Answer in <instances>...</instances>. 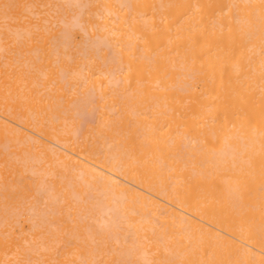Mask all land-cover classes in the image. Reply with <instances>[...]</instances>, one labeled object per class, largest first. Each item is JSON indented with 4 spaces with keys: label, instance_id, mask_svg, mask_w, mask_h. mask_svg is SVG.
Listing matches in <instances>:
<instances>
[{
    "label": "bare ground",
    "instance_id": "bare-ground-1",
    "mask_svg": "<svg viewBox=\"0 0 264 264\" xmlns=\"http://www.w3.org/2000/svg\"><path fill=\"white\" fill-rule=\"evenodd\" d=\"M0 1V264H264V0Z\"/></svg>",
    "mask_w": 264,
    "mask_h": 264
},
{
    "label": "rangeland",
    "instance_id": "rangeland-1",
    "mask_svg": "<svg viewBox=\"0 0 264 264\" xmlns=\"http://www.w3.org/2000/svg\"><path fill=\"white\" fill-rule=\"evenodd\" d=\"M16 1H17V2H16ZM16 1H15V0H10V3L13 5V6H11V8L17 6V7H16V10H17V8H19V7H20L19 9H22V8H21L22 6H20V5H23L24 7H23V10H21V11H26V5L28 6V4H26L27 0H16ZM22 1L24 2V4H22V3H23ZM0 2H1V1H0ZM19 2H20V4H19ZM21 2H22V3H21ZM57 2H58V1H57ZM57 2H55V3H57ZM27 3H28V2H27ZM11 4H10V5H11ZM14 5H15V6H14ZM18 5H19V6H18ZM46 6H47V5H46ZM53 6H54V5H53ZM53 6H52V8H53ZM58 6H59V5H58ZM65 6H66V5H65ZM65 6H64V8L66 9L67 12H70V11H71V13H72V12H73V13L75 12V14H76L77 9H76L75 6H74V7H75L74 10L76 9V11L73 10L72 5H71V6L68 5V6L70 7V9H71V7H72V9H71L70 11H68L67 9H69V8H68V7H65ZM50 7H51V6H50ZM60 7H61V6H60ZM60 7H58L59 10L62 9V7H61V8H60ZM24 8H25V9H24ZM27 8H28V7H27ZM40 8H41V6H40ZM56 8H57V7H56ZM14 9H15V8H12L13 12H14ZM19 9H18V10H19ZM44 9H45V8H43V10H44ZM46 9H47V7H46ZM46 9H45V10H46ZM58 9H55V10L58 11ZM18 10H17V12H18ZM51 10H52V9H51ZM53 10H54V9H53ZM55 10H54V11H55ZM72 10H73V11H72ZM19 11H20V10H19ZM15 12H16V11H15ZM50 12H51V11H50ZM59 12H60V11H59ZM53 13H54V12H53ZM61 13H63V12H61ZM61 13H60V14H61ZM71 13L69 14L70 18H71V16H73L72 18H75V17H74V14L72 13L73 15H71ZM12 14H13V13H12ZM20 14H22V15H21V18H22V16H25V15H24V12H23V13H20ZM20 14H19V17H20ZM48 14H49V13H48ZM56 14H57V17H58V16H59L58 13H56ZM56 14H55V15H56ZM16 15H17V14H16ZM61 15H62V14H61ZM67 15H68V13H67ZM13 16H14V14H13V15L10 14V17H12L13 19L16 20L17 17H15V16L13 17ZM51 16H52V13H51ZM52 17H53V16H52ZM66 17H67V16H66ZM13 19H12V20H13ZM53 19L55 20V17H53ZM57 19H58V18H57ZM66 19H67V18H66ZM68 19H69V18H68ZM0 20H1V19H0ZM9 20H11V18H10ZM22 20H23V21H22ZM25 20H26L25 17H23V18L20 20V21H21V23H20V24H21V28H20V26H19V31H18V28H17V30H16L17 32L15 31V29H16L15 25L17 24L18 21H15V23L12 22V21L9 22V24H10L11 26L15 27V29H14L13 27H11L10 25H8L9 28H11L10 30H11V31L13 30L11 33L16 32V33H13V34H19V36H18V35H14V36H16V38L18 37L20 40H19V39H16L13 35H10V32H9V28H8V26H7V28H5V30H7V32H6L5 30H3V29H0L1 33H3V31H5V32H4V35H3L4 38H3V39L0 38V39H2V41L0 42V46H1V43H2V46L4 45V47L1 48V50H5V55L8 56V57H6L5 55L3 56V54H4L3 52H4V51H2V52H1V53H2V57H5V58H4L5 60H4V59L1 57V53H0V57L4 60V61H1L2 59H0V64L2 65L1 62H3V63L5 64V65H3V67H2V69L4 68V70H7L8 68H10V69H13V70H16V69H17L18 71H20L19 69H21V67H22V69L24 68L23 65L25 64V63H24V60H26V54H25V53H26V51H25L26 49L23 50V47L26 48V46H25V45H26V41L24 42V40H25L26 37H25V34H24V33L22 34V32L25 30V28H24V26H25V25H24V24H25V23H24ZM58 20H59V19H58ZM58 20H56V21H58ZM69 20H71V19H69ZM11 22L14 23V25H12ZM71 22H72V24L74 25V23H73L74 21L72 20ZM3 23H4V21H3ZM6 23H8V22L6 21ZM22 23H24V24H22ZM58 23H59V21H58ZM58 23L56 24V28H59V29H60L61 25H58ZM0 24H2V21L0 22ZM62 25H63V24H62ZM70 25H71V24H70ZM57 26H58V27H57ZM63 26H64V25H63ZM67 26H68V25H67ZM71 26H72V25H71ZM78 26H79V25H78ZM1 27L4 28V25H3V26L1 25L0 28H1ZM5 27H6V25H5ZM54 27H55V26H54ZM69 27H70V26H69ZM73 27L76 28V26H73ZM79 27H80V26H79ZM62 28H63V27H61V34H60V33H59V34L62 36L61 39L63 38V39H65V41H67V39H69V37H70V33H71V37H72L73 35L75 36V37L73 36V40H74L75 38H77V40L80 41V40L82 39V37L84 36V35L82 34V32H79V31H82V30H81V27L79 28V31H78V29H77V30H76L77 32H75L74 34H73L72 32H70V31H72V30H70V29L68 30V28H67V30H68L69 32H67L68 34H66L65 32H66L67 30L64 28L63 30H64L65 32H63V31H62ZM72 29H73V28H72ZM22 30H23V31H22ZM74 30H75V29H74ZM18 32H19V33H18ZM62 32H63V33H62ZM73 32H74V31H73ZM78 32H79L80 34H79ZM1 33H0V34H1ZM5 33H6V34L8 33V35H5ZM20 33H21V34H20ZM64 33H65V36L68 37V38L66 37L67 39L64 38V36H63ZM59 34H58V35H59ZM9 35H10L9 39H10V40L12 39L11 42H10V40L7 41V39H5V38H8V37H6V36H9ZM23 35H24V36H23ZM76 35H77V36H76ZM3 36H2V34H1L0 37H3ZM12 36H13V37H12ZM80 36H81V39H80ZM85 37H86V36H84V38H85ZM14 38H15L16 40H15ZM22 38H23V39H22ZM87 38H88V36L84 39L86 43H87ZM63 39H62V42L64 41ZM70 39H71V38H70ZM4 40H5V41H4ZM6 41H7V42H6ZM17 41H19V43H18ZM20 41L24 42V45H23L22 47L20 46V45H21V42H20ZM88 41H89V40H88ZM13 42H14V43H13ZM71 42L73 43L72 39H71V41L69 40V41L67 42L68 45H69V43H71ZM80 42H81V44L83 43V41H80ZM80 42H77L76 45L78 46V43H80ZM7 43H8L9 45H7ZM17 43H18V44H17ZM67 43L65 44V46H67ZM74 43H76V42H74ZM74 43H73V44H74ZM22 44H23V43H22ZM63 44H64V43H63ZM81 44H80L81 48H82V46L84 47L85 44H84V45H81ZM87 44H88V43H87ZM10 45H11V47H10ZM14 45H17V46L14 47ZM88 45H89V44H88ZM5 46H6V48H5ZM18 46H19V47H18ZM69 46L72 47V44H70ZM77 46H74V47H72V48L74 49V48H76ZM8 47H9V48H8ZM71 47H68V46L66 47V49H69V48H70V49H69V51H71L70 54H69V51H68V50H65V51H66V53H67L68 55L71 56V57H70V56L67 55V56L71 59V61H72V51H73V53L75 54L73 58L76 59V55H77V53H75V52H78L79 49H78V51H74L75 49H74V50H73V49L71 50ZM85 47H88V46H85ZM4 48H5V49H4ZM11 48L14 49V50H13L14 52L12 51ZM15 48H19V49H17V51H19V50L22 48L21 51H19V52H20V55H23V57L20 56V55H18L19 58L17 57V52H16V49H15ZM78 48H79V47H78ZM6 49H7V50H6ZM8 49H9V50H8ZM83 50H84V49H81V53L78 52V54L82 55ZM8 51H9V53L11 52V54H8ZM6 52H7V54H6ZM12 52H13V53H12ZM107 52H108V51H107ZM21 53H23V54H21ZM108 53H109V55H110L111 52H108ZM15 54H16V55H15ZM18 54H19V53H18ZM10 55H11V56H10ZM111 55H112V54H111ZM111 55H110V56H111ZM12 57H14V59H13ZM24 57H25V58H24ZM8 58H10V59H8ZM77 58H78V59H79V58H82V56L77 55ZM12 59H13V60H12ZM17 59H19V60H20L19 63L21 62L23 65H20V64H19V65H20V66H19L18 63H16V62H18ZM22 59H24L23 62L21 61ZM67 59H68V58H67ZM6 60H7V63H8L10 60H12L11 62H9V64H7L8 66L10 65V67H8V66L6 65ZM15 60H16V61H15ZM81 60H82V59H81ZM14 61H15V64H16V65L13 63ZM71 61H70V62H71ZM12 65H13V66H12ZM4 66H5V67L7 66V69H5ZM11 66H12V67H11ZM16 66H19L20 68L18 69V67H16ZM24 66H25V65H24ZM15 67H16V68H15ZM14 68H15V69H14ZM22 69H21V70H22ZM59 70H60V69H59ZM60 72L62 73V76H61V75H57V76H59V78H60V77H63V76L66 74L65 71L60 70ZM64 77H65L64 81H63V80H60L59 78H58V79H59L61 82H65V84H66V83H67L66 76H64ZM60 81H59V82H60ZM60 84H61V83H60ZM65 84H64V85L62 84V86H65ZM82 89H83V88H82ZM80 91H83V90L80 89ZM84 92H85V89H84ZM92 92H93V91H92ZM79 94H80V92H79ZM92 94H93V93L90 94V96H91L92 98H91V97H90V98H87V100H86V96H85V95H87V93H86V94L82 93L81 95H78V94L75 95L76 97L73 98V99H74L73 104H75V105L72 106V104H71V107H73V109L76 110L77 113H76V112H73L72 109H71V107H69L70 109L68 110V113H69V112H73V113H72L73 116H75V114H76V116H75L76 118H75V117H71L72 114H70V118H72V119L75 118V120H72V119H71V120H72V121H75V124H77V125H76V128H75V129H76L75 134H76V132H78L77 134H78V135H81L83 132H86V130H88L89 127H92L93 125H94V126L96 125L97 118H98L97 116L99 115V113H97V111H98L97 104H98V103H97V99L94 98V94H95V93H94L93 95H92ZM82 95H84L85 97L83 98ZM88 95H89V94H88ZM78 96H79V97H78ZM95 96H96V95H95ZM72 97H73V96H72ZM80 97H82V98H80ZM77 98H78V99H79V98H80V99H83V101L86 102V103L81 104L83 101H81L80 99L78 100ZM93 98H94V99H93ZM75 99H76L77 101H75ZM85 100H86V101H85ZM91 101H92V103H91ZM78 102H80L79 104H81V106L78 104ZM90 104H91V106H90ZM93 104H94V105H93ZM85 105H87V106L85 107ZM75 106H76V107H75ZM83 106H84V107H83ZM98 106H99V105H98ZM77 107H78V108H77ZM81 107H82V108H81ZM88 107H89V109H88ZM76 108H77L78 110H77ZM84 108H85V109H84ZM63 109H64V108H63ZM70 110H71V111H70ZM87 110H88V111H87ZM78 111H79V112H78ZM96 114H97V116H96ZM77 115H78V116H77ZM82 115H83V116H82ZM67 116H68V114H67ZM95 117H96V118H95ZM70 118H69V119H70ZM77 118H78L79 120H77ZM68 121H70V120H68ZM76 121H77V122H76ZM86 121H88V122H86ZM95 121H96V122H95ZM78 122H80V123L78 124ZM68 123H69V122H68ZM71 123H72V122H71ZM71 123H69V124H71ZM82 123H83V124H82ZM88 123H89V125H88ZM92 124H93V125H92ZM73 125H74V124H73ZM90 125H91V126H90ZM94 126H93V127H94ZM74 127H75V126H74ZM74 127H73V128H74ZM91 129H92V128H91ZM93 129H94V128H93ZM89 130H90V129H89ZM91 132H92V131H91ZM75 134H74V135H75ZM83 134H84V133H83ZM92 135H93V134H92ZM75 137H76V135H75ZM81 137H82V136H81ZM79 139H80V138H78V140H79ZM80 140H81V139H80ZM82 141H83V140H82ZM82 141H81V142H82ZM79 142H80V141H79ZM56 147H57V146H55V148H56ZM56 149L59 150L60 148L58 147V148H56ZM42 195H43V193H42ZM42 195H40V196H41L40 199H41V198H43V199L40 200V204H39V207H40V208H38V209H41V210H40L41 212H42V210L44 209V210H43V214H42L44 217H41V219L46 217V219H44V220H47V221H48V217H49L53 212L51 213L50 211H52V210H50V211H49L50 213H48V211H47V213H48L47 215H49V216H47L46 214L44 215V212L46 213V209H47V208H48L47 210L50 209V207H47L45 204H48V203L50 204V202L47 201L46 199H44V196H42ZM91 196H93V197H91ZM91 196H90V197L93 198L94 201H92V200L90 199V200H91V201L89 200L90 205H92L91 202L94 203V206H93V207H94V209H97V211L95 210V212H93V214H96V213H97V214H96V215H97V218H99V217H101V214H103L104 208H105L106 206L102 204L103 201H101V205H100V202H99V201L102 200V196H101V198H100V195L97 197V198H98V201H95V198H96V197L94 198V195H93V194H92ZM74 198H75L74 200H76V196H74ZM97 198H96V199H97ZM99 198H100V199H99ZM88 199H89V198H88ZM30 201H33L32 198H31ZM30 201H29V203L27 202L26 205L24 204L25 207H24V205H23L22 209H23V208H26V207L28 206V204H29L30 207H31ZM41 201H44L43 204H44L45 206L42 204ZM89 202H88V203H89ZM98 203H99V204H98ZM41 204H42L43 207L41 206ZM49 204H48V205H49ZM96 204H97V205H96ZM87 205H88V204H87ZM95 205H96V206H95ZM88 206H89V205H88ZM99 206H100V207H99ZM103 206H104V207H103ZM41 207H42L43 209H42ZM20 208H21V207H19V208L17 207V208L15 209V212H16V210H18L17 212L20 213V211L22 210V209H20ZM26 209H27V210H26ZM26 209H24V210L27 211L28 213L26 214V212H24L23 214H26L27 217L29 216L28 219H27V220L29 221V222L27 221L28 225L30 224V226L34 227V225L38 224V222H39V221L37 222V220L39 219V216L37 215V212H36L35 215H33V214L35 213V211L30 210V208H29V210H30L31 212L28 211V207H27ZM100 209H101V210L103 209L102 212H101ZM19 210H20V211H19ZM91 210H92V208H91ZM105 210H106V209H105ZM21 212H23V210H22ZM104 212H105V211H104ZM13 213H14V212H13ZM18 213H15V214H18ZM106 213H107V212H106ZM15 214H14V216H16ZM28 214H29V215H28ZM98 214H100V215L98 216ZM104 214H105V213H104ZM30 215H31L32 217H33V216H36V215H37V216H36L35 218H34V217L32 218ZM105 215H106V214H105ZM26 216H25V217H26ZM103 217H105V216H102L101 218H103ZM18 218H19V219H18ZM30 218H31V219H30ZM36 218H38V219L34 221V219H36ZM15 219H16V220H15ZM15 219H12V220H15V221H16V226H18L19 229H20V226H19V225H20V224H19L20 217H17V218H15ZM17 219H18V220H17ZM32 219H33V221L36 222V223H33V222L31 221ZM39 220H40V219H39ZM99 220H100V218H99ZM17 221H18V222H17ZM17 224H18V225H17ZM47 224H49V223H47ZM41 230H42V229H41ZM43 230L46 231V229H44V228H43ZM108 230H109V229H108ZM108 230H107V233H106L107 235H109L108 237H110L111 239H112L111 236L114 237V238H113L114 241H113V239L111 240V239H109V238L107 237V238L109 239V240L107 239V241L109 242V245H108V246H111V245L114 244V245H113V247H114L115 245H117V241H115V240H116V238H117V240H118V239H119L118 236H120V235H119V234H117V235L114 234V235H113V233H114L113 229H111L113 232H112L111 230H110L111 232H110V231L108 232ZM115 233H116V232H115ZM118 233H119V232H118ZM110 243H111V245H110ZM111 247H112V246H111ZM117 247L119 248V246H117ZM117 247L115 246L114 248H117ZM106 254H107V253H106ZM106 256H107V255H106ZM116 263H117V262H116Z\"/></svg>",
    "mask_w": 264,
    "mask_h": 264
}]
</instances>
